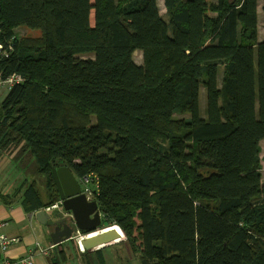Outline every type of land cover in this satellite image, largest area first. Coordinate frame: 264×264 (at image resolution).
<instances>
[{"label":"trees","instance_id":"obj_1","mask_svg":"<svg viewBox=\"0 0 264 264\" xmlns=\"http://www.w3.org/2000/svg\"><path fill=\"white\" fill-rule=\"evenodd\" d=\"M163 1L0 0V156L48 202L0 201L65 166L140 264H264V0Z\"/></svg>","mask_w":264,"mask_h":264},{"label":"rangeland","instance_id":"obj_2","mask_svg":"<svg viewBox=\"0 0 264 264\" xmlns=\"http://www.w3.org/2000/svg\"><path fill=\"white\" fill-rule=\"evenodd\" d=\"M157 3L161 6V13L165 18H167L166 10L164 8L163 0H157ZM261 21V20H260ZM18 36H34L38 34V31H32L29 29H26L25 27L17 29ZM134 61L137 64L142 63V53L140 51H136L134 53ZM222 75V72L220 70V77ZM7 91L3 90L0 91V98L3 97V95ZM7 94V93H6ZM201 110L204 112L205 110V90L202 88L201 91ZM261 147H262V153L261 157H264V141L261 142ZM17 162V159H13V157H6V156H0V192L11 194L27 177L28 179L25 180L26 184H29L32 181V178H36L38 180V184L40 186L41 192H42V198L44 201L47 199L46 194L44 192V186H45V179L43 176L40 174L37 175V173H32L31 170H29L26 166L29 165L30 161L27 158H24L23 161H19V166L22 168L24 167L23 173H20V171L17 169V164L16 166L14 163ZM83 192L87 195L88 200L92 201L95 200V184L94 183H87L81 180H79ZM86 190V191H85ZM96 201V200H95ZM46 210V209H43ZM47 211V210H46ZM47 213L51 214L49 223L47 225H41L39 224L35 219L32 220L31 222V229L30 232L35 239L38 238L39 243L41 247L46 246L45 244H48L46 242L51 243V239L49 236L51 233L54 232L55 226L53 224L56 223V220L59 218V220H62L64 218L65 214H67L64 210L63 207L60 204L51 211H47ZM68 218H71L70 216L66 217V223L70 226H72L71 222L69 221ZM29 224V221H28ZM7 230V229H6ZM100 230H102L100 228ZM3 233V232H1ZM4 234V233H3ZM6 235V234H4ZM7 236V235H6ZM80 236H85V235H76L74 241H66L63 243L62 248L65 249L66 254H70V260L68 264H83L82 260V253L84 252L83 249H81L80 244H78V241L80 239ZM9 237V236H8ZM19 239L18 237H14ZM125 236L124 239L120 242L113 243L112 245H109L105 247L103 254L106 257L107 263L108 264H140L139 263V255H135L131 253L129 246L125 242ZM49 240V241H47ZM35 243V244H36ZM43 243V244H42ZM34 244V246H35ZM57 249H53V251Z\"/></svg>","mask_w":264,"mask_h":264},{"label":"water","instance_id":"obj_3","mask_svg":"<svg viewBox=\"0 0 264 264\" xmlns=\"http://www.w3.org/2000/svg\"><path fill=\"white\" fill-rule=\"evenodd\" d=\"M1 51L2 46H0V53ZM52 173L61 206L67 213L62 220L58 218L56 223L53 224L55 231L51 233V240L54 246H59L66 241L75 239L77 234L86 236L78 241L84 251L100 250L124 239V233L118 226L99 230L102 223V215L98 203L95 200H88L79 180L69 168L65 166L54 168ZM68 215L74 221L73 226L66 223ZM34 217L38 222L45 225L49 223L51 214L47 213L46 210H40ZM54 257L55 255L53 254L47 257V260L50 262Z\"/></svg>","mask_w":264,"mask_h":264},{"label":"crops","instance_id":"obj_4","mask_svg":"<svg viewBox=\"0 0 264 264\" xmlns=\"http://www.w3.org/2000/svg\"><path fill=\"white\" fill-rule=\"evenodd\" d=\"M163 4H164V1H163ZM159 7L161 6L159 5ZM45 194H46V186H45ZM45 201L48 202L47 199ZM51 206H54V205H51ZM36 213H33V214L25 213L19 204H16L12 207L7 208L0 201V220L6 223V226L4 228H1L0 232H3L9 237L19 238L17 244L11 246L5 254H2V252L0 251V264H2L3 256L10 257V258L23 257L26 254H28L30 250H32V248H34V244L36 242H39L38 238L35 239V237H33L30 232L32 220L35 219L38 222V220L34 217ZM28 221H29V224H28ZM38 223L41 224L40 222ZM41 225L43 226L44 224H41ZM49 236H51L50 232H49ZM46 243L48 244H45L46 246H44L43 248H48L51 245H53L52 241L51 243L49 242H46ZM53 253H55V250L53 251ZM70 256H71L70 254H67V258H68L67 262H64L61 264H68L70 260ZM51 260L49 262L47 260V256L38 254L35 258V263L36 264H53Z\"/></svg>","mask_w":264,"mask_h":264},{"label":"built area","instance_id":"obj_5","mask_svg":"<svg viewBox=\"0 0 264 264\" xmlns=\"http://www.w3.org/2000/svg\"><path fill=\"white\" fill-rule=\"evenodd\" d=\"M14 78L15 77H11L5 81L0 80V86L7 85L10 88L14 82ZM17 82H19V81H17ZM82 181L90 183L88 178L81 180V182ZM57 206H58V204L51 206V207H48V208H46V210L51 211L52 209L56 208ZM5 226H6V223L4 221L0 220V229L4 228ZM85 237L86 236H80L79 240H82ZM17 242H18L17 238L8 237V236H6L0 232V251L2 252V254H5L8 251V249L11 246L17 244ZM54 248H55L54 245H51L48 248H43L40 246L39 243H36L34 248H32V250H30V252L23 257L10 258V257L3 256L2 257V264H36L35 258L38 254L44 255V256H51Z\"/></svg>","mask_w":264,"mask_h":264},{"label":"flooded vegetation","instance_id":"obj_6","mask_svg":"<svg viewBox=\"0 0 264 264\" xmlns=\"http://www.w3.org/2000/svg\"><path fill=\"white\" fill-rule=\"evenodd\" d=\"M69 216V215H68ZM69 219V221L71 222V224H72V226L74 225V221H73V219L72 218H68ZM54 231H55V228H54ZM71 241H74V240H71Z\"/></svg>","mask_w":264,"mask_h":264},{"label":"clouds","instance_id":"obj_7","mask_svg":"<svg viewBox=\"0 0 264 264\" xmlns=\"http://www.w3.org/2000/svg\"><path fill=\"white\" fill-rule=\"evenodd\" d=\"M60 202H61V201H60ZM59 204H60V203H59ZM45 209H46V208H45ZM99 230H100V229H99ZM102 230H103V229H102ZM55 247H56V246H55ZM84 252H85V251H84ZM53 254H54V253H53ZM53 254H52V255H53ZM52 255H51V256H52ZM47 257H49V256H47Z\"/></svg>","mask_w":264,"mask_h":264},{"label":"bare ground","instance_id":"obj_8","mask_svg":"<svg viewBox=\"0 0 264 264\" xmlns=\"http://www.w3.org/2000/svg\"><path fill=\"white\" fill-rule=\"evenodd\" d=\"M117 229V228H116ZM117 242V241H116Z\"/></svg>","mask_w":264,"mask_h":264}]
</instances>
